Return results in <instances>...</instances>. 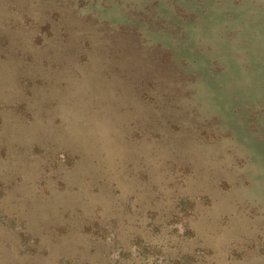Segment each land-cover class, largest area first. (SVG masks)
<instances>
[{
	"label": "rangeland",
	"instance_id": "1",
	"mask_svg": "<svg viewBox=\"0 0 264 264\" xmlns=\"http://www.w3.org/2000/svg\"><path fill=\"white\" fill-rule=\"evenodd\" d=\"M0 264H264V0H0Z\"/></svg>",
	"mask_w": 264,
	"mask_h": 264
}]
</instances>
